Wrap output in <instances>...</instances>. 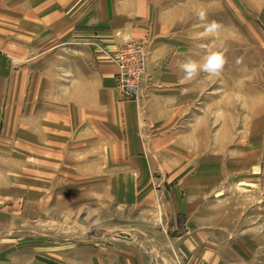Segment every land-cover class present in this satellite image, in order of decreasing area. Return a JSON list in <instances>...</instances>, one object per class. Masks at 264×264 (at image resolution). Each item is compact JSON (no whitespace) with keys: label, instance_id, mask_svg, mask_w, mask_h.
Wrapping results in <instances>:
<instances>
[{"label":"rangeland","instance_id":"1","mask_svg":"<svg viewBox=\"0 0 264 264\" xmlns=\"http://www.w3.org/2000/svg\"><path fill=\"white\" fill-rule=\"evenodd\" d=\"M125 1L136 0H85L83 31L54 45L84 41L96 63L113 64L114 101L140 107L162 88L173 111L151 104L136 122L147 149L116 150L117 130L109 134L102 124L114 111L106 101L84 115L76 95L61 100L62 56L52 72L33 71L31 80L29 65L43 55L17 56L29 79L6 87L0 264H214L207 255L222 264H264V0H150L144 28L130 35L111 27L132 21L131 9L114 15L115 23L89 21L96 4ZM212 21L222 25L215 34L205 30ZM102 33L116 36L111 48L97 42ZM224 50L219 75L184 78L183 63ZM123 53L137 72L135 94L125 80L133 77L114 60ZM37 118L55 132L32 133Z\"/></svg>","mask_w":264,"mask_h":264},{"label":"crops","instance_id":"2","mask_svg":"<svg viewBox=\"0 0 264 264\" xmlns=\"http://www.w3.org/2000/svg\"><path fill=\"white\" fill-rule=\"evenodd\" d=\"M120 5L110 3L107 5L104 2H101L99 6L96 4L94 6L96 12L88 16L89 21L92 20L101 26L104 25L103 23H115L117 16L114 15H117V13L127 15L131 9L133 12L130 15L132 21L125 18L124 26L122 24L120 26L113 25L111 28L115 30L121 28L129 35L133 33L132 30L136 25L144 28L146 21L143 20L142 14L148 16L150 13V0H136L132 3L125 1ZM86 9L85 0H0V51H3L0 52L2 54L0 57V134L5 131L7 119L10 118L7 116L10 101L6 98V87L9 85L10 80L14 84H18V82L20 84L22 77H26V80L28 78L27 75L23 76L22 68H16L17 61H21L17 56H22L26 53L43 55L41 62H32L29 65L31 69L29 77L31 80L34 77V74H31L33 71L52 72L54 70L55 55H58L62 56L61 70L64 80L66 79V83L63 82L66 89L62 91L61 100L66 102L76 95V101L74 100V102L77 103L78 110L84 115L88 110L93 111L95 105L97 109V105H103L106 101L109 106L107 107L106 102L103 106L114 111L109 118V122L102 124L109 128V134H113L116 129L120 138V140L117 139L113 143V147L124 152L139 151L142 150V147L147 149L148 143L138 140L139 128L136 123L137 119L139 122L144 120V114L151 107V104H153L152 106L164 104L162 105L164 108H162L163 112L166 110L173 111V108L166 107V105H170L172 99L170 97L166 98V93H163V89L160 88L159 91L163 95L158 93V91L152 93L151 98L142 100L140 107L136 106L135 108L130 103H118L114 101L116 67L113 64H110V62L96 63L92 50L85 45L84 41L71 42L82 44L72 48L69 42H64L65 44L62 43L57 46L54 45V39L69 40L78 37L76 35L83 31V26L86 23ZM135 16H138V18L136 19ZM102 35L97 41L100 45L111 48L116 43L117 38L115 35L105 36L104 33ZM118 41L120 40L118 39ZM3 55L9 56L10 59L12 58L13 62ZM71 80L77 85L76 94L73 93L72 96L71 91L67 90V84ZM29 84L31 87L37 85L30 81ZM107 94L108 99L106 98L105 100L104 96ZM161 97L166 98L164 103L160 100ZM122 107L126 109L124 113L121 111ZM67 108L69 107L67 106ZM96 109L94 113H96ZM151 114H155V111H151ZM63 117L62 119H64ZM88 124L92 125V130L94 131V127L97 125L96 122H90L89 119ZM30 128L32 133L37 134L43 126L39 125L37 118L31 122ZM50 128L52 129L51 131L49 130ZM53 129L52 125H47L46 130L42 129V131L48 135L55 132ZM106 131L105 128L101 133H106ZM204 260L214 264L223 263V261L219 260V256L215 255H207Z\"/></svg>","mask_w":264,"mask_h":264},{"label":"clouds","instance_id":"3","mask_svg":"<svg viewBox=\"0 0 264 264\" xmlns=\"http://www.w3.org/2000/svg\"><path fill=\"white\" fill-rule=\"evenodd\" d=\"M197 17L201 21H206L207 18V11L204 9H200L196 13ZM222 25L216 21H212L207 23L205 26V30L210 34H215L219 30H221ZM117 35H120L119 33ZM124 40L130 39V36L124 35ZM226 50L224 51H216L208 56H206L203 62L197 61H187L181 65L182 71L184 72V78L191 80L198 72H206L211 75H219L226 63Z\"/></svg>","mask_w":264,"mask_h":264},{"label":"built area","instance_id":"4","mask_svg":"<svg viewBox=\"0 0 264 264\" xmlns=\"http://www.w3.org/2000/svg\"><path fill=\"white\" fill-rule=\"evenodd\" d=\"M127 51L128 52H131V50H127ZM114 60L118 63V66L120 65V69H124L125 68V72L126 71H129V75L133 77V78H131V77H125L128 90L130 92H132V94L134 93L133 91H136L137 92V85L133 81L134 78H135V76H136V73L137 72L135 71V69L132 66V64H130L128 62L126 53L121 54V56L117 60H116V58H114Z\"/></svg>","mask_w":264,"mask_h":264},{"label":"bare ground","instance_id":"5","mask_svg":"<svg viewBox=\"0 0 264 264\" xmlns=\"http://www.w3.org/2000/svg\"><path fill=\"white\" fill-rule=\"evenodd\" d=\"M221 194V193H220Z\"/></svg>","mask_w":264,"mask_h":264}]
</instances>
